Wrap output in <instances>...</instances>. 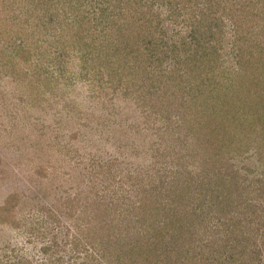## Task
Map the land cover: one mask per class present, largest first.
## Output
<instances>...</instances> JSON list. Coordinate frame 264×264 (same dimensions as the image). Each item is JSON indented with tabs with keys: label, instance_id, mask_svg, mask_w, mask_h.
<instances>
[{
	"label": "rangeland",
	"instance_id": "rangeland-1",
	"mask_svg": "<svg viewBox=\"0 0 264 264\" xmlns=\"http://www.w3.org/2000/svg\"><path fill=\"white\" fill-rule=\"evenodd\" d=\"M43 1L14 0L15 7L0 3V264H264V185L261 193L253 184L258 179L264 183L260 155L232 161L248 177L246 202H229L216 218L210 210L213 202L206 199L196 209L200 218H193L192 231L182 234L180 247L164 260L154 248L138 249L155 237L168 242L177 223L171 210L166 217L172 222L152 218L140 223L137 205H153L149 190L160 181L169 186L177 169L185 171L184 179L197 178L202 158L194 154L193 140L182 144L185 130L165 129L166 121L154 120L164 113L148 115L143 99L129 101L121 94L126 84L121 69L101 67V77L95 73L97 62L83 66L81 55L88 50L75 42L66 47L61 43L60 15L51 14L44 22L42 15L35 17L33 7ZM78 2L92 12V4L99 7V0ZM190 2L205 4L210 18L246 13V26L254 20V29L248 26L247 34L243 27V39L252 42L256 37L261 16L250 15L245 0ZM108 4L113 6L102 0L101 7ZM157 4L154 9L162 13L154 24L160 23L169 41L174 36L182 47L191 13L199 18L205 11L180 7L172 19ZM51 8L56 12L57 4ZM63 10L58 5V14ZM3 19L10 30L1 28ZM221 26L231 35V48L241 33L235 34L230 21ZM21 36L30 58L16 49L13 38ZM16 53L18 58L11 60ZM233 56L229 51L225 58ZM172 61H162L163 77L151 74L155 81H167ZM177 76L174 82H179ZM177 120L181 117L173 115L174 125ZM100 222L107 229L99 230Z\"/></svg>",
	"mask_w": 264,
	"mask_h": 264
},
{
	"label": "trees",
	"instance_id": "trees-1",
	"mask_svg": "<svg viewBox=\"0 0 264 264\" xmlns=\"http://www.w3.org/2000/svg\"><path fill=\"white\" fill-rule=\"evenodd\" d=\"M92 1L89 0L90 5ZM174 1L109 0L113 6L108 4L102 8V0H99V7L92 4L96 10L93 12L82 9L85 4L78 0H46L33 7L35 17L40 18L42 15V22L49 19L51 14L60 15L57 25L61 28V43L63 40L66 47L75 42L88 50L81 55L83 66L88 65V62H97L100 68L95 73L98 75L103 73L101 67L121 69L126 83L121 94L130 98L129 101L141 103L143 99V107L150 108L148 115H152V112L159 115L164 113V118L160 116L154 120L166 121L165 129L174 127L178 132L185 130L182 144L188 140L196 143L194 154L202 158L201 169L197 174L199 177L196 175L197 178L184 179L185 171L177 169V176L170 179L172 182H169V186L160 181L158 186L151 187L149 193L153 205L144 202L136 207L138 214L135 212V215L140 223L146 220L151 223L155 218L160 220L158 223L166 220L172 222L166 215L170 214L169 210L173 212L172 218L177 224L172 229L176 232L170 235L168 242H164L162 236L155 237V241L150 244L137 246L138 249L154 248L163 260L169 257L172 250L180 247L182 234L192 231L197 222L193 218H200L196 209L206 199L213 202L210 210L216 211V218L220 208L224 215L223 209L230 207L229 202L247 200L245 198L250 187L248 177L241 175L234 167L233 159L260 155V166L264 167V0H245L250 15L261 16L258 22L260 27L255 23L258 30L256 37L251 38L252 42L243 39L245 34L242 35L243 27L246 33L250 32L248 26L254 29V20L246 26V13L241 12L232 17L230 13L224 19L220 15L210 18L206 16L205 4L192 6L190 0H184L185 3L182 0ZM0 3H9L13 7L16 5L14 0H1ZM155 3H158L157 9L161 7L159 3L164 5L168 18L172 19L179 14L180 7L182 10L197 7L199 10L200 7L202 12L205 11L198 18L191 10L192 19L188 22L190 32L186 35L188 41L186 43V38L184 44L183 40L180 41L182 47L179 48L174 36L169 41L166 28H161L160 23L154 24L162 13V9H154ZM53 4H57L56 12L55 8L49 9ZM58 5L64 9L62 14H58ZM236 8L240 7L235 5ZM223 9H227V6ZM210 13L213 12L210 10ZM184 19L188 21V17ZM2 21L5 25L1 28L10 30L7 20ZM229 21L235 34L241 33L239 37L235 36L236 42L231 48V35L228 36L221 26ZM215 26L221 28L214 31ZM4 40L8 41L7 38ZM4 40H1L2 45ZM13 40L18 42L16 49H23L30 58L31 53L24 44L23 36L14 37ZM229 51L234 55L232 59L225 58ZM168 57L173 60L168 69V73H172L166 82H156L153 75L163 77V74H159L162 71L161 64ZM17 58L16 53L11 60ZM56 59L62 62L60 57ZM87 67L84 69L86 73ZM92 69L97 70L96 66ZM176 74L179 82L173 81ZM159 82L163 85L159 86ZM173 115L181 117L175 125L172 123ZM253 184L259 185L262 193L263 181L258 179ZM198 199L199 204L194 202ZM102 222L99 223V230L107 226V223Z\"/></svg>",
	"mask_w": 264,
	"mask_h": 264
}]
</instances>
